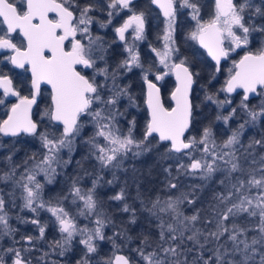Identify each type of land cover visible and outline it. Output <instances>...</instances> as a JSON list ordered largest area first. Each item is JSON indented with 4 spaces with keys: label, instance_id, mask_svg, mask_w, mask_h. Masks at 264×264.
<instances>
[{
    "label": "snow or ice",
    "instance_id": "obj_1",
    "mask_svg": "<svg viewBox=\"0 0 264 264\" xmlns=\"http://www.w3.org/2000/svg\"><path fill=\"white\" fill-rule=\"evenodd\" d=\"M132 2L133 0H108L107 23L112 22L113 10H116L117 14L124 9L132 11ZM151 2L162 10L166 18L163 34L158 36V39L164 41L163 47L152 48V51L159 58L160 64L175 72L178 85L172 93L176 106L169 111L160 102V89L148 80L147 71L150 69L146 70L144 79L148 87L147 103L151 111V119L146 125L143 138L138 140L133 136L134 120L130 121L131 126L126 134L117 126L118 117L123 115L118 107L120 98L128 96L130 102L132 98L128 94L127 87H120L116 80L121 69L130 72L133 67H143L135 42L145 39V13L133 11L132 15L115 29L120 41H126L125 34L129 29H132L133 35L131 43L126 41L125 44L127 57L109 71L105 59L107 49L103 46L102 38L91 34L94 17L90 13L96 10L97 5L88 3L79 6L76 0H26V10L20 11L16 7L15 0L11 2L0 0V18L6 24L7 33L0 36V49H10L14 53L6 59L15 67L25 69L27 66L26 70L31 72L32 89L30 97L21 96L13 87L9 76L0 73V89H3L4 96L18 97V102L10 108L11 114L7 119L0 121V133L13 137L21 133L37 136L46 150L40 159H37L35 154L28 157L24 164L27 165L28 160H31L32 165L25 167L19 177L16 176L19 166H13L0 175V182L11 181L12 184L11 191L0 190V238L14 237L17 231L9 223V208L15 206V193L18 188L21 190L22 208L30 210L36 214V217L30 220L21 217L17 219L37 226L39 232L38 237L29 235L22 237V240L34 247V240L44 239L48 225L41 223L38 217L41 210L47 211L55 218L54 223L61 234L60 239L50 242L49 247L52 251L59 249L58 254L64 256L75 237L80 236L78 243L84 246L86 252L77 264H90L88 254L97 252L96 241L105 239L103 228L106 223H110L103 219L102 211H98L96 187L99 177L93 180L92 187L87 189L80 186V177H74L67 193L55 197L53 203L52 199H44L45 185L37 179V176L43 174L46 182L50 184L56 175V168L71 163L70 159L63 160L60 152L65 148L69 152L73 150L75 138L83 129L81 117H91L95 131L86 143L90 146V153L101 169H119L128 153L139 156L143 152L150 151L147 146L148 137L155 133L158 134L160 141L170 142L168 152L182 153L189 161L187 164H178L176 175L172 174L171 168L165 169L169 175L167 186L170 189L178 187L179 176L182 174L198 175L201 179L207 180L218 171H224L222 164L227 165L225 179L230 178L233 173H246L248 176L247 180L237 177L236 182L232 183L226 192L215 194L214 199L218 204L212 208L215 213L213 230L204 231L196 227L200 220L199 212L184 216L178 210V205L184 201L189 204L196 202L194 198L189 199V196L193 195L195 188L199 186H193L191 193H181L183 199L169 197L160 211L170 210L180 227L173 223L161 222L157 248L150 252H146L143 247L135 250L144 264H264V155L259 161L255 158L251 161L252 164H259L258 168L242 167L241 157L237 155L239 151L237 146L243 147L240 137L245 124H240L220 145H217L213 139L211 127L204 128L199 139L195 136L184 139L192 118V103L189 95L194 73L186 66V59H181L179 63L171 60V57L179 51L175 47L174 39L177 2L181 8L190 9L192 19L196 21V28L190 34L191 38L198 40L207 48L217 64L221 57L228 56V50L222 47L224 38L230 39V42L239 48L249 44L251 31H264V27L257 29L254 25L245 23L247 9L254 7V13L261 16H264V10L259 6H253L251 0H243L241 3H236L234 0H215L214 15L209 20L201 22L197 0H151ZM49 13H54L55 18H49ZM101 26L104 27L106 24L101 23ZM234 29L239 30L240 34L238 35ZM17 31L25 40V43L19 47L13 43L10 36ZM78 34L80 39H77ZM66 42L68 48L65 47ZM98 60L104 61L105 66L98 67ZM234 64L238 71L231 76L222 91L232 93L238 88L243 89L244 96L240 101V107L246 110L249 117L245 123H255L264 117V101L261 102L259 111L249 108L246 101L249 99V94L257 93L258 87L260 89L258 94L264 96V48H260L255 53L247 52L238 63L234 62ZM78 66L92 69L93 75L89 77L82 74L77 70ZM167 74H158L155 79L162 80ZM97 75L104 77L103 83L97 82ZM109 81H111L110 86ZM41 84L49 85L51 88L52 105L45 110L44 115L62 125L59 135L40 130L38 123L31 117L32 108L40 95ZM206 99L213 100V97L207 96ZM216 102L220 107L231 103L230 100ZM3 103L4 100L0 99V104ZM235 112L236 109L233 108L229 115L218 116L217 119H223L227 123ZM100 138L103 139V143H100ZM255 145L264 147V139H254L249 143L248 148H253ZM197 151L201 153L198 158L194 156ZM11 159V156L7 157L9 162ZM77 164L79 165L80 162L77 161ZM115 179L113 175V180L107 183L111 184ZM220 183L224 184L225 181L220 180ZM253 188L258 190L256 195H251ZM69 198L73 205L78 201L82 202V207H79L75 214L70 213L64 206V202L69 201ZM111 199L124 200V189ZM160 204L161 201L157 198L152 203V208L148 210L152 211ZM220 205L223 207L221 208ZM122 211H130L127 204ZM245 213L248 217H259L258 224L252 229L242 227L235 222L237 217ZM78 217L92 220L95 227L79 226ZM132 222H135L134 218ZM250 230H255L258 234L249 238L247 233ZM185 233L190 234L185 235ZM222 238L223 243H221ZM143 243L145 246H150L148 237L144 238ZM210 243H214L215 247L207 248ZM113 247H119L115 244V240ZM194 249L198 254L189 261L188 255ZM31 250V248L23 249L24 252ZM3 251L11 255L12 264H31L19 248L9 247ZM206 251L211 252L207 258H205ZM47 255V252L44 253V256ZM43 258L42 256L41 260ZM0 264H6L3 255H0ZM104 264H132V262L125 255H113L105 260Z\"/></svg>",
    "mask_w": 264,
    "mask_h": 264
},
{
    "label": "trees",
    "instance_id": "obj_2",
    "mask_svg": "<svg viewBox=\"0 0 264 264\" xmlns=\"http://www.w3.org/2000/svg\"><path fill=\"white\" fill-rule=\"evenodd\" d=\"M76 2L79 6L88 3L97 5L96 10L91 12L90 15H97L98 22L106 24L104 27L101 26V36L104 42L107 41L109 43V46L113 40L112 30L114 27L120 24L126 16L132 14L133 11L137 13L144 12L147 21H153L154 17L162 20L157 10L154 9L148 0L133 1L132 11L124 9L117 14L116 10H113L114 15L110 24L107 23L109 19L107 15L109 11L107 8L108 0H76ZM238 2H243V0H238ZM197 3L200 7L199 15L202 21L209 20L215 12V0H197ZM260 7L264 10V0H260ZM190 13V9L181 8L179 2H177L174 32L176 46L179 49L177 58L179 60L186 59V64L191 72L194 73V84L190 93L192 118L187 131V138L195 136L199 139L203 129L211 127L213 139L220 142L227 139L240 124H245L241 135L243 147L237 152V155L241 159L251 156L259 161L260 157L264 155V147L255 145L253 148H248V145L254 139H264V117L255 123H245V121L249 120V117L246 110L240 107V101L243 98L242 94L235 93L228 95L225 91H222L225 88L228 76L234 69L236 58L233 56L224 60L220 65V69L216 71L215 64L197 45L196 40L191 38L190 34L196 28V21L192 19ZM245 23L254 25L257 29H260L264 27V16L256 15L254 7L247 9L245 12ZM158 28L157 35L159 36L163 30L162 22H159ZM260 48H264V31H251L249 33V44L244 48L245 51L256 52ZM117 49H119V64L124 57V52L120 46H117ZM142 64L154 67L155 59L150 55L142 59ZM166 82V90L162 92V102L166 107H170L172 102L169 92L174 86V81L168 77ZM116 83L122 88L127 87L128 94L132 98L131 102L128 96L120 98L118 107L123 115L118 117L117 126L122 133L126 134L128 128L131 126L130 121L134 120L133 136L138 140L142 139L149 121V115L145 105V88L140 71L133 70L127 73H119ZM110 85L111 82L109 83ZM46 93V90H41L42 99L38 103L39 110L35 114V120L40 130H47L59 135L62 127L54 124L44 115L45 110L50 108V102ZM207 96H212L213 100L206 99ZM224 100H230L231 103L220 107L216 102ZM262 101H264V96L258 94L256 97L248 99L246 103L249 105V108L259 111ZM233 108L236 109V112L227 123L223 119H217L218 116L229 115ZM3 114H0V121L4 118ZM91 120V117H81L83 129L81 134L75 138L73 150L69 152L65 148L60 152V157L63 160L70 159L71 163L67 164V166L61 165L56 168V175L53 177L52 183H47L43 174L37 176V179L45 185L44 199H52L53 203H55V197L67 193L74 177L81 178L80 186L85 189L91 188L92 181L99 177L96 187V198L99 201L98 211H102L103 219L106 222L110 221V223H106L103 228L105 239L96 241L97 252L88 254L90 264H104L105 260L111 258L116 253L126 255L132 264H135L137 260L144 262L135 250L143 247L146 252H150L157 248L160 232L159 225L161 222L164 224L173 223L178 228L180 227L170 210L161 212L160 208L165 206L164 202L169 197L173 199L180 197L183 199L181 193L193 192V186L199 187L195 188L194 194L190 195L189 199L194 198L196 202L189 204L187 201H184L178 205V210L184 216H191L199 212L200 220L197 222L196 227L204 231L213 230L215 226L213 220L215 213L212 211V208L218 204V201L214 199L215 194L227 191L231 184L236 182L237 177L245 180L248 179L246 173H233L230 178L225 179L227 176L225 171H218L214 174L213 179H203L201 181L195 179L189 180L185 177L186 175L182 174L179 176L178 187L170 189L167 186L169 175L165 169L171 168L172 174L176 175L175 158L183 154L168 152L170 143L160 141L156 135L148 137L147 146L150 148V151L143 152L139 156H133L131 152L128 153L124 157L119 169H101L99 163L90 153V146L86 143L95 131ZM100 143H103L102 138H100ZM45 151L37 136L21 133L13 137L0 133V175L9 171L13 166H19L16 173V176L19 177L20 173L24 172L25 167H31L32 165L31 160H28L27 165L24 164V161L33 154L36 155L37 159H40ZM248 153H252V155H248ZM200 154L197 151L194 153V156L198 158ZM8 156L12 157L11 162L7 160ZM77 161L80 162L79 165ZM249 164H243L242 162L241 165L245 169L259 167V164ZM85 172L87 175H85ZM113 175H115L116 179L111 184L107 183V181L113 180ZM221 177L225 179L224 184L216 181L221 179ZM121 189H124L125 199L121 201L112 200L111 197L119 193ZM0 190L4 192L11 191V181L0 182ZM20 191V189H16L15 206L9 208V223L17 231L14 237L3 236L0 238V255H3L6 264H12L11 255L5 254L3 251L9 247L21 249L22 255L25 259L30 260L31 264H53V262L55 264H77V261L81 260L86 252L84 246L78 243L81 237H75L70 249L64 256L58 254L59 249L55 252L52 251L49 247L50 242L60 239L61 234L54 223L55 218L47 211L41 210L38 217L41 223L48 225L44 239L34 240V247L22 240V237L29 235L38 237L39 232L37 226L31 223H23L17 219V217H21L25 220H30L36 217V214L30 212V210L22 208L23 200L20 198ZM257 192L258 190L253 188L251 195H256ZM5 198L6 200L8 199L7 196ZM157 198L160 199L161 204L152 211H149L148 209L152 208V203ZM125 204L128 205L129 212L122 211ZM64 206L70 213L75 214L77 209L82 207V202L78 201L77 204L73 205L70 203L69 198V201L64 202ZM220 207L222 208L223 205H220ZM133 218L135 222H132ZM209 221L213 222L209 223ZM236 221L240 226L252 229L254 225L258 224L259 217H248L245 213L238 217ZM77 222L81 227L84 225H87L89 228L95 227L92 220L85 219L84 217H78ZM255 232L257 231L250 230L247 235L250 238ZM117 233H122V235H116ZM188 234L190 233H185V235ZM145 237H148L150 246L144 245L143 240ZM113 240L119 246L118 248L113 247ZM221 243H223V238ZM164 246L166 247L167 244ZM214 247V243L207 245L209 249ZM25 248H31L32 250L24 252L23 249ZM46 252L48 255L44 256ZM197 254V250L194 249L188 255L189 261ZM210 255L211 252H205V258ZM42 256L44 257L43 260H41Z\"/></svg>",
    "mask_w": 264,
    "mask_h": 264
},
{
    "label": "flooded vegetation",
    "instance_id": "obj_3",
    "mask_svg": "<svg viewBox=\"0 0 264 264\" xmlns=\"http://www.w3.org/2000/svg\"><path fill=\"white\" fill-rule=\"evenodd\" d=\"M133 1H136V0H133ZM148 1L152 4L151 0H148ZM10 2H11V0H10ZM15 4H16V7L18 8V10H20V11L26 10V0H15ZM154 9H156V8L154 7ZM157 12H158V10H157ZM130 15H132V14H130ZM130 15L126 16L124 18V20L122 22H120V24H118L117 26H115L114 29L112 30L113 40L110 43V46L108 45L109 43H107V41H105V42L103 41V38L101 36L102 35V28L99 25V22L97 21V15H92L94 17V22L91 25V34L93 36H99V37L102 38L103 46H104L105 49H107V51L105 53V59L107 61V65L109 66V71H111L113 68H115L118 65L119 49H117V46H120L121 49L124 52L123 59L126 58L125 42L119 40L118 35L115 32V29L117 27L121 26L123 24V22ZM160 17L162 18V20L157 19L156 17H154V20L153 21H149V20L147 21L146 20L145 39L139 40V41H136L135 42L136 50L138 51L139 56H140V63H141V65L143 67H133L131 71H133V70L140 71V74L142 76V82L144 83V88H145V92H146V85H145L146 84V81L144 79V76L146 74V70H149L150 69L149 71H147L148 80L153 81L154 83H156L160 87V89H161V97H162V92L164 90H166V85H167L166 80H167L168 77L173 79V73H172V75H169V76L165 77L162 81L161 80L157 81L155 79V73H157L156 75H158L159 74L158 71H160V68L157 67V66L151 67V66H145V65L142 64V59L143 58H146V57H148L150 55L156 61L155 53L152 51V48L160 49L161 44H162V42H161L162 40L161 39H158V37H157L158 36L157 35V30L159 29L158 28L159 22H162V26H163V18H165V17L164 16H161V15H160ZM49 18L54 19L55 18V15L52 14V13H50L49 14ZM162 32H163V30H162ZM130 33H132V29H129L128 32L125 35L127 36ZM6 34H7L6 33V24H4L2 22V18H0V36L6 35ZM152 35H153V37H152ZM10 36L12 38L13 43L17 44L18 47L21 46V45H23L25 43V40L22 37V35L19 33V31L14 32V33H11ZM159 36H162V34L159 35ZM80 38L81 37L78 34L77 35V39H80ZM223 45H224V42H223ZM65 47L66 48L69 47V45L67 44V42H66ZM244 48H246V46ZM242 51H241V49H238L234 54H229V52H228L227 59L229 57H233L234 56L236 58L235 59V62H236L238 60V58L242 54L248 52V51H245V49H243ZM13 54L14 53L10 49H0V73L6 74V75L9 76V78L13 82V87L17 91L20 92V95L21 96H29L30 97L31 96V91H32V89H31V78H30L29 72L26 70L27 66L25 67V69H21V68L15 67L13 64H11V62L9 60H7L6 57L11 56ZM176 62H179V61H176ZM100 64H101V66H100ZM100 64L97 63V66L98 67H104L105 66L104 65V61L100 62ZM155 64H156V62H155ZM234 68H235V65H234ZM219 69H220V67H219ZM77 70L78 71H81L82 74H84L86 76H89V77H91L93 75V70L92 69H86V68H82L81 66H78ZM218 70L216 69V71H218ZM233 71H234V69H233ZM127 72H129V71H126L124 69H121L120 70V73H127ZM96 80H97L98 83H103L104 82V77L97 75L96 76ZM173 81H174V79H173ZM110 82L111 81H109L108 83H110ZM174 84H175V82H174ZM173 88H174V86H173ZM173 88L170 89L169 97H170V94H171ZM43 89L46 90V92H47L46 94H47V97L49 99L50 107H51V93H50V90L47 87L42 86L41 89H40V93H41V90H43ZM259 92H260V90H258V93ZM237 93H240L243 96V93L241 91H239ZM0 99H3L4 100V103L3 104H0V114L4 113L3 114L4 115L3 120H5V118L7 117L8 113L10 111L11 106L13 104L17 103L18 97H16V96L15 97H12V96L5 97L4 94H3V89H0ZM40 99H42L41 94L37 97V103L32 108L31 115H32V118H33L34 121H36L35 120V114L39 110L38 109L39 108L38 107V103H39ZM40 110H41V108H40Z\"/></svg>",
    "mask_w": 264,
    "mask_h": 264
},
{
    "label": "rangeland",
    "instance_id": "obj_4",
    "mask_svg": "<svg viewBox=\"0 0 264 264\" xmlns=\"http://www.w3.org/2000/svg\"><path fill=\"white\" fill-rule=\"evenodd\" d=\"M234 2H236V3H241V2H238V0H234ZM251 3H252V5L253 6H259L260 7V0H251ZM165 19L166 18H163V29L165 28ZM200 20H201V22H203L202 21V19H201V16H200ZM98 21V20H97ZM99 25L101 26V23L99 22ZM234 31H236L237 32V34L239 35L240 34V32H239V30H237V29H234ZM162 34H163V32H162ZM132 35H133V32L132 33H130L129 35H127L126 36V41L128 42V43H131V38H132ZM226 35V34H225ZM162 40V39H161ZM126 41H124L125 42V44H126ZM162 42V44H161V47H160V49L163 47V44H164V41L162 40L161 41ZM175 47L177 48V46H176V42H175ZM224 47L226 48V50H228V52H229V54H234L238 49H244V47L245 46H241V47H239V48H236L235 47V45H233L231 42H230V39H228V38H224ZM127 55H128V53L126 52V57H127ZM155 58H156V64H155V66H157V67H159L160 68V71H158V73L159 74H162V73H168L167 75H165L164 76V78L165 77H167V76H169V75H172V73H173V70H170L169 68H165L162 64H160L159 63V58L156 56V54H155ZM171 60L173 61V62H176V61H180L179 60V58H177V53H175L172 57H171ZM100 62H102L101 60H98L97 61V63H99L100 64ZM100 66H101V64H100ZM156 74L157 73H155V76H156ZM163 78V79H164ZM162 79V80H163ZM161 80V81H162ZM232 134V133H231ZM242 135V134H241ZM240 139H241V144H242V136L240 137ZM226 140V139H225ZM225 140H223V141H220V142H218V141H215L216 142V144L217 145H220V144H222ZM243 145V144H242ZM238 148H239V150L242 148L241 146H237ZM225 151H227V149H225ZM252 157L250 156V157H245L244 159H241V164H242V162H243V164H245V163H250V164H252L251 163V161H252ZM175 162H176V168L178 167V164L179 163H184V164H187L189 161H188V158L187 157H185V156H178L177 158H175ZM249 164V165H250ZM257 165V164H256ZM222 168L224 169V171H225V173L227 174V171H226V169H227V165H223L222 164ZM214 176V175H213ZM211 177V179H213L214 177ZM186 178H188L189 180L190 179H195V180H197V181H201V180H203V179H201L198 175L197 176H189V175H186L185 176ZM220 180H224L225 181V179H223V177H221V179H219V180H216V181H219L220 182ZM226 192V191H225ZM238 218V217H237ZM236 218V219H237ZM236 219H235V222L237 223V221H236ZM258 233L257 232H255V234H253V235H257ZM252 235V236H253ZM135 264H144V262H141L140 260H137V262L135 263Z\"/></svg>",
    "mask_w": 264,
    "mask_h": 264
},
{
    "label": "water",
    "instance_id": "obj_5",
    "mask_svg": "<svg viewBox=\"0 0 264 264\" xmlns=\"http://www.w3.org/2000/svg\"><path fill=\"white\" fill-rule=\"evenodd\" d=\"M152 5L158 10V12H159V14L161 15V16H164L163 15V12H162V10L156 5V4H153L152 3ZM50 14V13H49ZM52 14H54V13H52ZM55 15V14H54ZM22 35V34H21ZM23 37V36H22ZM196 42H197V44H198V46L201 48V49H203L204 50V52L206 53V55L208 56V58L215 64V66H216V69L218 70L219 69V67H220V64L224 61V60H226L227 59V57H221V59H220V61H219V64H217V61L212 57V55L209 53V51H208V49L207 48H205V47H203L200 43H199V41L198 40H196ZM223 42H224V40H223ZM222 47L224 48V45L222 44ZM225 49V48H224ZM226 50V49H225ZM253 53H255V52H253ZM246 53H244V54H242L239 58H238V60L236 61V63H238L239 61H240V59L245 55ZM180 62V61H179ZM179 62H176V63H179ZM186 66H188L187 64H186ZM190 69V68H189ZM236 71H238V68L235 66V68H234V71L232 72V74L227 78V80H226V83H225V88H226V86H227V81L231 78V76H233V75H235V73H236ZM29 72V74H30V78H31V72L30 71H28ZM173 79H174V82H175V84H174V88H173V90H172V92H171V94H170V99H171V102H172V105L168 108V107H166L164 104H163V102H162V97H161V89H160V87L156 84V86L160 89V92H159V97H160V102H161V104L163 105V107L165 108V109H168L169 111L172 109V108H174L175 106H176V102H175V100H173L172 99V93L175 91V89H176V87H177V85H178V81L176 80V76H175V72L173 71ZM153 82V81H152ZM154 83V82H153ZM193 84H194V77H193ZM193 84H192V86H193ZM146 92H145V105H146V108H147V111H148V115H149V120L151 119V111H150V109H149V107H148V103H147V98H148V96H147V94H148V87H147V82H146ZM42 86H45V87H47L49 90H50V93H51V88H50V86L49 85H46V84H41V87ZM191 89H192V87H191ZM258 90H260L259 89V87L257 88V93L256 94H249V99H252V98H254V97H256L257 95H258ZM239 91H241L242 93H243V96H244V90L243 89H240V88H238V89H236V91L235 92H232V93H228V92H226L228 95H232V94H235V93H237V92H239ZM191 93V92H190ZM9 96H11V95H9ZM12 97H15V96H12ZM189 98H190V95H189ZM18 102V101H17ZM51 105H52V100H51ZM11 113H10V111H9V113H8V115H10ZM8 115H7V117L5 118V119H7L8 118ZM31 117H32V115H31ZM33 119V118H32ZM53 122V121H52ZM54 124H56V125H59L57 122H53ZM59 126H61L62 127V125H59ZM188 131V130H187ZM187 131L185 132V134H184V139H187ZM153 135H156L157 137H158V134H153ZM159 138V137H158ZM167 142H169V141H167ZM170 143V142H169ZM115 255H124V254H122V253H116ZM126 256V255H125Z\"/></svg>",
    "mask_w": 264,
    "mask_h": 264
}]
</instances>
